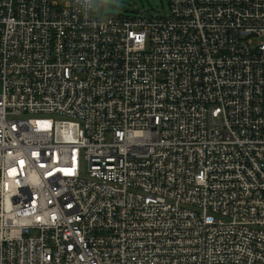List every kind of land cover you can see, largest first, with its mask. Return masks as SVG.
Returning <instances> with one entry per match:
<instances>
[{
	"label": "built area",
	"instance_id": "built-area-1",
	"mask_svg": "<svg viewBox=\"0 0 264 264\" xmlns=\"http://www.w3.org/2000/svg\"><path fill=\"white\" fill-rule=\"evenodd\" d=\"M170 5L0 0V264H264V0Z\"/></svg>",
	"mask_w": 264,
	"mask_h": 264
},
{
	"label": "rangeland",
	"instance_id": "rangeland-1",
	"mask_svg": "<svg viewBox=\"0 0 264 264\" xmlns=\"http://www.w3.org/2000/svg\"><path fill=\"white\" fill-rule=\"evenodd\" d=\"M170 0H94L95 14L98 16H106L109 14L121 15L125 13L145 14H164L170 13ZM129 12H126V11ZM149 11V13L147 12ZM256 39V43H257ZM88 169L87 163L82 164V172L85 173Z\"/></svg>",
	"mask_w": 264,
	"mask_h": 264
},
{
	"label": "water",
	"instance_id": "water-1",
	"mask_svg": "<svg viewBox=\"0 0 264 264\" xmlns=\"http://www.w3.org/2000/svg\"><path fill=\"white\" fill-rule=\"evenodd\" d=\"M126 12H129L128 10ZM130 12H134V11H130Z\"/></svg>",
	"mask_w": 264,
	"mask_h": 264
}]
</instances>
